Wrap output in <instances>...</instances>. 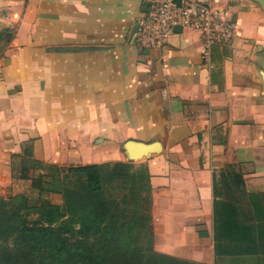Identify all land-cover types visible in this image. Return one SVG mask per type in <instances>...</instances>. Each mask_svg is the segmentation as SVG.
Instances as JSON below:
<instances>
[{
  "label": "crops",
  "instance_id": "obj_1",
  "mask_svg": "<svg viewBox=\"0 0 264 264\" xmlns=\"http://www.w3.org/2000/svg\"><path fill=\"white\" fill-rule=\"evenodd\" d=\"M196 1L236 23L210 66L189 28L159 51L132 42L151 0H0V32L15 26L0 44V184L26 150L76 168L131 162L128 142L155 144L131 162L149 175L154 254L264 264V253L215 251L221 203L250 216L264 202V8Z\"/></svg>",
  "mask_w": 264,
  "mask_h": 264
},
{
  "label": "trees",
  "instance_id": "obj_2",
  "mask_svg": "<svg viewBox=\"0 0 264 264\" xmlns=\"http://www.w3.org/2000/svg\"><path fill=\"white\" fill-rule=\"evenodd\" d=\"M14 29L11 24L0 32V44L12 40ZM31 156L26 150L23 155L12 157V178L18 175L27 178L30 173L42 193V180L52 166ZM133 169L134 165L124 162L72 168L70 173L80 176L84 182L79 185L80 189H63V201L59 205L41 204L40 199L29 200L24 196L0 199V237L18 234L14 249L0 243V264H162V261L194 264L154 254L150 179L147 171L137 175ZM108 170L110 173H106ZM138 179L145 184L138 187ZM106 184H116L127 193L119 200L106 193ZM144 189L145 198L141 195ZM19 204H23L22 209L11 211L12 205ZM32 214H39L41 221L29 223L25 217ZM215 228L217 254L264 253V202L255 206L250 216H242L237 205L221 203L219 213L215 210ZM147 230L149 257L160 262L144 263L143 253L131 249L134 235Z\"/></svg>",
  "mask_w": 264,
  "mask_h": 264
},
{
  "label": "built area",
  "instance_id": "obj_3",
  "mask_svg": "<svg viewBox=\"0 0 264 264\" xmlns=\"http://www.w3.org/2000/svg\"><path fill=\"white\" fill-rule=\"evenodd\" d=\"M178 26L198 32L207 66L213 51L231 45L236 36V23L222 9L196 0H151L132 42L139 48L159 51Z\"/></svg>",
  "mask_w": 264,
  "mask_h": 264
},
{
  "label": "rangeland",
  "instance_id": "obj_4",
  "mask_svg": "<svg viewBox=\"0 0 264 264\" xmlns=\"http://www.w3.org/2000/svg\"><path fill=\"white\" fill-rule=\"evenodd\" d=\"M132 162V161H131ZM127 162V163H131ZM132 165H135L134 163H131ZM111 165V164H110ZM71 167H50L46 171V178L42 180V193L40 192V189L38 188L37 183H33L34 176L32 174H28L27 178L23 175L22 177L17 176V178L13 179L12 181L9 180L8 182L4 184H0V199H9L11 197L15 196H24L25 198L29 200H38L40 199L41 204H56L59 205L63 201V196L61 195V192L63 189H71V190H77L80 189L79 185L84 182L83 178H80V176L70 173ZM133 171L139 175L141 173H146V169L143 167H136L134 166ZM106 173H110V170H108ZM42 174V172H38V175ZM147 175V174H146ZM38 177V176H37ZM81 181V182H80ZM139 184L138 187H141L145 182H141L140 179H138ZM147 183V181H146ZM121 187H118V185H107L105 186L106 193L109 195L114 196L117 199H122L124 195L127 193L126 191L120 189ZM145 189L142 192V197H146ZM144 211L146 212V205L147 201H143ZM145 204V205H144ZM23 204L19 205H12L11 211H16L17 209H22ZM12 215V213H11ZM245 216V215H242ZM25 219L29 223H34L35 221H41V216L39 214H32L30 216H26ZM18 226L17 223H11ZM59 225V224H58ZM149 231H144L142 234L137 232L134 235V241L135 243L131 246V249L135 252H142L144 257L142 262L146 263L148 261L155 263L160 262L161 260L153 259L149 257L148 249L149 247V240L150 237L147 235ZM18 234L13 233L6 236L0 237V243L3 246H8L9 248L14 249L16 247ZM139 255V253H138ZM140 257V255H139ZM137 262L138 259L134 258ZM162 264H166L164 261H162ZM175 264V263H171Z\"/></svg>",
  "mask_w": 264,
  "mask_h": 264
},
{
  "label": "water",
  "instance_id": "obj_5",
  "mask_svg": "<svg viewBox=\"0 0 264 264\" xmlns=\"http://www.w3.org/2000/svg\"><path fill=\"white\" fill-rule=\"evenodd\" d=\"M258 2L264 8V0H253ZM182 27L178 26L175 28V31H181ZM157 145L151 144H143L137 142H128L125 145V149L128 155V159L130 161H138L139 159L148 156L151 153L157 151Z\"/></svg>",
  "mask_w": 264,
  "mask_h": 264
}]
</instances>
